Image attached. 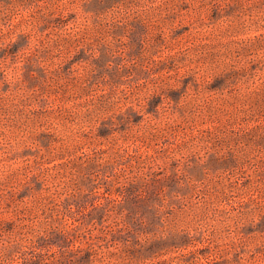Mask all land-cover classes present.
<instances>
[{
    "label": "rangeland",
    "instance_id": "obj_1",
    "mask_svg": "<svg viewBox=\"0 0 264 264\" xmlns=\"http://www.w3.org/2000/svg\"><path fill=\"white\" fill-rule=\"evenodd\" d=\"M0 264H264V0H0Z\"/></svg>",
    "mask_w": 264,
    "mask_h": 264
}]
</instances>
